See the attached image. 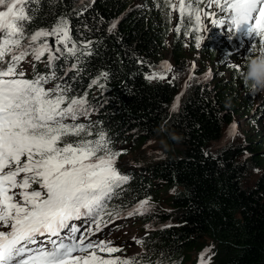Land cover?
Wrapping results in <instances>:
<instances>
[{
  "label": "trees",
  "instance_id": "trees-1",
  "mask_svg": "<svg viewBox=\"0 0 264 264\" xmlns=\"http://www.w3.org/2000/svg\"><path fill=\"white\" fill-rule=\"evenodd\" d=\"M179 3L40 0L39 5H26L33 18L23 23L31 34L51 29L66 16L72 38L81 47L92 42V55L83 57L77 69L66 72L74 58L67 64L55 61L57 78L44 87L67 86L72 89L68 95L76 97L87 93L90 115L76 122H91L94 134L106 131L112 148L123 152L116 167L131 179L122 195L109 202L110 210L120 206L121 215L103 219L132 222L139 231L132 238L140 248L135 259L143 264H199L200 254L211 248L205 256L211 257L209 264H264V94H247L232 67L241 65L259 40L237 51L239 38H225L215 27L197 54L195 37H204V30L192 33L189 27L190 34L184 35L181 23L180 32L174 30V12L178 22L180 17L173 6ZM37 7L33 14L30 9ZM47 55L39 61L26 57L17 71L23 70L29 80L50 75ZM162 62L173 72L164 81H148L146 75L160 71ZM79 69L83 71L77 75ZM101 72L109 74L100 81L105 87L90 88ZM178 96L181 103L173 112ZM233 124L236 134L229 137ZM155 141L163 143L161 152L149 150ZM128 154L132 159H125ZM148 197L149 212L125 216Z\"/></svg>",
  "mask_w": 264,
  "mask_h": 264
},
{
  "label": "snow or ice",
  "instance_id": "snow-or-ice-1",
  "mask_svg": "<svg viewBox=\"0 0 264 264\" xmlns=\"http://www.w3.org/2000/svg\"><path fill=\"white\" fill-rule=\"evenodd\" d=\"M31 3L39 5L40 0H0V264H143L135 257H102L98 252L111 254L122 249L112 241L91 238L102 231V224L107 226L105 215H121L120 206L110 210L109 202L122 195L126 190L123 186L131 179L116 167L123 152L112 148L106 131L94 134L91 122H76L90 115L87 93L76 97L68 95L72 89L67 86L44 87L57 78L55 61L63 59L67 64L74 58L75 63L66 72L77 69L83 57L92 55V42L81 47L71 36L66 16H61L51 29L26 34L23 22L33 18L26 8ZM201 3L203 0H188L187 4L180 0L173 6L179 8L184 35L190 34L189 27L192 33L206 30L203 12L213 26L227 23L230 32L249 25V33H255L259 40L251 49L264 51V0H208L204 9ZM213 6L218 12L208 11ZM30 11L34 14L39 8ZM115 27L113 22L109 31ZM174 30L180 32L179 27ZM203 39L195 37L197 48ZM45 53L53 69L50 75L29 80L24 78L23 70L17 71L26 57L39 61ZM232 67L239 70L237 65ZM159 68L145 78L164 81L173 72L168 62H162ZM80 71L83 69L77 75ZM108 75L101 72L89 87L103 89L105 84L100 81H106ZM179 99L176 97L173 112L178 109ZM235 129V124L230 126L229 137L236 134ZM68 136L78 139L68 141ZM150 199L138 201L125 216L149 212ZM74 221L84 224L78 226ZM136 242L143 244L142 240ZM210 251L206 248L200 254L199 264H209L211 257L205 260V256Z\"/></svg>",
  "mask_w": 264,
  "mask_h": 264
},
{
  "label": "clouds",
  "instance_id": "clouds-1",
  "mask_svg": "<svg viewBox=\"0 0 264 264\" xmlns=\"http://www.w3.org/2000/svg\"><path fill=\"white\" fill-rule=\"evenodd\" d=\"M143 0H135L137 5L141 4ZM208 0L205 1L203 5V9L206 7ZM209 12H218V9L213 6L208 9ZM202 20L204 24V40L212 35L216 26H213L211 20L203 16L202 12ZM174 29L178 27V12H174ZM215 19H219V16L214 17ZM223 33L225 38H228L231 34L232 37H238L239 42L241 43L240 47L237 51L246 50L252 45V41L257 39L258 37L255 33H249V25H242L239 31L233 30L229 31V26L226 23L224 26L218 29ZM173 34V32H172ZM201 47L198 49V54H200ZM199 57V56H198ZM195 62V60H194ZM238 75L241 79L244 88L247 94L252 95L253 97L257 95L264 94V51L256 49H251V54L248 55L243 61L241 65H238Z\"/></svg>",
  "mask_w": 264,
  "mask_h": 264
},
{
  "label": "rangeland",
  "instance_id": "rangeland-1",
  "mask_svg": "<svg viewBox=\"0 0 264 264\" xmlns=\"http://www.w3.org/2000/svg\"><path fill=\"white\" fill-rule=\"evenodd\" d=\"M198 54V52H197ZM198 56V55H197ZM197 59H195V63L197 64ZM185 84H183V90H185ZM176 102V101H175ZM181 100L179 99V106H180ZM178 106V107H179ZM242 122H240L241 124ZM239 124V122H238ZM228 137L225 142H227ZM164 149L163 143L160 142H152V144L149 147V150H153L155 152H161ZM125 159H132L131 155L128 154L126 155ZM115 230V229H113ZM139 234V231L135 228L134 225H132L130 222L128 225H124L120 230L114 231L112 234L105 236V240L112 241L115 243L117 246H120L122 251L116 252V253H103V252H98V254L102 257L108 258L109 255L112 257H121V258H133L137 253L140 252V248L136 245L133 244L131 241L132 237H135L136 235ZM190 264V262H188Z\"/></svg>",
  "mask_w": 264,
  "mask_h": 264
},
{
  "label": "water",
  "instance_id": "water-1",
  "mask_svg": "<svg viewBox=\"0 0 264 264\" xmlns=\"http://www.w3.org/2000/svg\"><path fill=\"white\" fill-rule=\"evenodd\" d=\"M52 41V40H51Z\"/></svg>",
  "mask_w": 264,
  "mask_h": 264
}]
</instances>
